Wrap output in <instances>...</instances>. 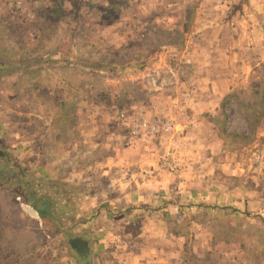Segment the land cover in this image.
<instances>
[{
	"label": "rangeland",
	"instance_id": "rangeland-1",
	"mask_svg": "<svg viewBox=\"0 0 264 264\" xmlns=\"http://www.w3.org/2000/svg\"><path fill=\"white\" fill-rule=\"evenodd\" d=\"M224 12L208 0H0V264H129L113 257L119 240L130 243L121 251L160 257L150 264H264V7L231 10L230 22L217 24ZM218 43L231 49L214 51ZM208 80L221 118L215 129L199 121L203 129L188 132L197 109L187 100L207 105ZM64 81L74 96L83 89L87 97L85 84L98 93L99 107L69 103L72 118H110L123 147L133 120L174 122L170 132L141 137L169 178L167 216L144 210L146 231L129 226L106 237L88 228L101 213L86 204L85 215L75 187L62 186L71 205L53 220L27 204L50 187L17 162L12 134L25 128L17 112L46 108L47 87L58 102ZM135 106L147 114L128 113Z\"/></svg>",
	"mask_w": 264,
	"mask_h": 264
},
{
	"label": "crops",
	"instance_id": "crops-1",
	"mask_svg": "<svg viewBox=\"0 0 264 264\" xmlns=\"http://www.w3.org/2000/svg\"><path fill=\"white\" fill-rule=\"evenodd\" d=\"M208 1L213 9H225L226 19L224 21L222 18L218 21L213 19V22L216 23L217 21V24H228L231 10L264 7V0ZM186 35L188 36L189 33ZM228 35L230 36L229 33ZM222 36L218 35V39ZM229 36L225 35L223 37L227 39ZM188 38L191 39L192 37ZM212 49L214 51L219 49L227 51V49H231V46H222L218 43ZM202 83L205 85H202L203 94L201 93V96L204 97L203 99L206 100L204 101L207 105L200 99L190 98V100H187L193 109H197L190 116L195 127L190 128L188 132L201 129L199 121H206L208 124L203 123L204 126L215 129L216 119L221 118L218 112L213 111L209 105L211 101H214L213 105L217 103V86L210 80ZM63 84L64 97H59L58 102H56L55 89L47 87L48 91L46 92L48 93L46 95L42 92L43 99L41 101L42 104L47 103L46 108L43 107L40 110L34 108L33 112L21 110L17 112V118L24 120L25 127L22 130L17 129L12 134L13 144H16V150L22 161L17 159L19 166L24 170L28 169L31 176H29V173H27V176L35 183L50 187L47 192L49 195H45L43 200L49 201L52 216L59 212L58 209H68L71 205L67 200H64V203L62 200L63 194L66 193L62 186L65 185L71 188L75 187L80 200L87 201L84 202L85 206L82 208L85 215L88 213L86 210H90L86 204L93 208V214L95 212L96 214L101 213L98 220L87 224L89 225L88 228H93L90 226L94 224L95 228L92 230H95V232L108 231L106 234V237H108L109 233L114 230L127 231L129 226H139L141 231H146L148 220L146 219L147 215L144 213L147 211L144 210L150 211V215L155 213L158 217L167 216L166 207L170 200L166 191L169 178L158 167L159 161L155 158L156 147L150 146L151 144L148 142H143L144 139H139L133 147H123L120 134L118 135L114 127L109 128L108 120L110 118L103 115L77 113L72 118L71 114L66 111L69 103L74 104V100L80 98L82 104L85 103L84 108H88L87 106L90 104H97L99 107L98 93L93 94L92 87L85 84L84 95L86 93L87 97H82L83 89L80 90L82 91L80 95L74 96L72 91H67L69 83L64 81ZM202 106H206L208 109L201 112L200 108ZM130 110L128 113L135 115L147 114V110L139 106L131 107ZM113 116L111 117L115 118ZM118 131L122 133L121 130ZM180 186H183V184ZM61 204L64 205L61 206ZM34 213L39 216L35 210ZM119 224L124 225V227H119ZM119 241L124 242L118 246L113 243V250H120V252L113 254L118 263L126 258L129 264H150L160 259L157 255H151V260L144 259L145 256H141V251L139 253L132 252V249H129V252L127 250L121 251L122 247H129L130 243L128 240ZM102 243L108 245L105 237L99 241V244ZM121 252L124 255H121Z\"/></svg>",
	"mask_w": 264,
	"mask_h": 264
},
{
	"label": "built area",
	"instance_id": "built-area-1",
	"mask_svg": "<svg viewBox=\"0 0 264 264\" xmlns=\"http://www.w3.org/2000/svg\"><path fill=\"white\" fill-rule=\"evenodd\" d=\"M120 118L128 122L127 117L124 112L120 114ZM175 125L172 120H166L164 125H154L147 120H133L129 125V134L126 138L125 145L128 147H133L136 145V142L141 139V137H155L161 131L170 132L174 129Z\"/></svg>",
	"mask_w": 264,
	"mask_h": 264
},
{
	"label": "trees",
	"instance_id": "trees-1",
	"mask_svg": "<svg viewBox=\"0 0 264 264\" xmlns=\"http://www.w3.org/2000/svg\"><path fill=\"white\" fill-rule=\"evenodd\" d=\"M8 160L7 159H4V163H3V166L4 167H8ZM4 171L1 170V174H3ZM29 180V179H28ZM22 183H26V182H21ZM25 185V184H24ZM30 199H27L28 200V205H30L38 214L39 216L42 218V219H50V220H53L54 217L50 214V207L51 205L49 204V201H44L43 200V197L40 199L38 198L36 195L34 194H30ZM74 242L70 244V246L72 248H74ZM84 253V252H83ZM87 254V251L84 253V255Z\"/></svg>",
	"mask_w": 264,
	"mask_h": 264
}]
</instances>
